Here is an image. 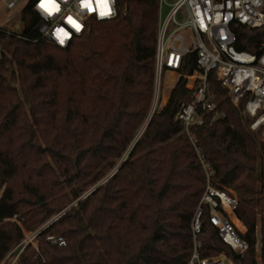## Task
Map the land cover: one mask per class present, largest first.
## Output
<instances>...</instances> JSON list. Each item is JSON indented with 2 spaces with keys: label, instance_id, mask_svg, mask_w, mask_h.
<instances>
[{
  "label": "trees",
  "instance_id": "obj_1",
  "mask_svg": "<svg viewBox=\"0 0 264 264\" xmlns=\"http://www.w3.org/2000/svg\"><path fill=\"white\" fill-rule=\"evenodd\" d=\"M116 6L110 19L89 17L90 28L64 47L40 34L31 0L19 30L0 26V264L25 231L36 243L11 264L188 263L205 175L174 113L191 97L179 78L148 116L158 0ZM235 32L236 48L260 51L264 25ZM211 85L216 108L191 130L213 182L240 197L248 246L233 251L204 216L200 251L258 264V226L264 264V139L242 102Z\"/></svg>",
  "mask_w": 264,
  "mask_h": 264
},
{
  "label": "built area",
  "instance_id": "obj_2",
  "mask_svg": "<svg viewBox=\"0 0 264 264\" xmlns=\"http://www.w3.org/2000/svg\"><path fill=\"white\" fill-rule=\"evenodd\" d=\"M19 1L0 0L6 10L15 7ZM31 1L40 19V34L62 47L90 28L89 17L105 20L117 14L116 0L112 6L114 15L105 18H98L97 11L89 13L83 9L81 0H52L58 5V11L53 13L39 9L42 2L49 0ZM92 3L95 7V0ZM70 19L81 25L80 31L68 23ZM238 24L263 26L264 0H158L153 94L148 116L167 100L160 98L164 73H176L175 82L182 78L191 98L180 103L174 118L183 124L205 175V186L190 222L192 250L187 264H232L223 253L201 254L199 234L204 216L233 251L242 252L248 246V240L242 235L247 228L236 215L240 197L233 189L213 182L214 169L200 152L191 130L192 125L203 122V110L216 108V93L211 85L214 80L234 105L242 102L250 118L249 128L264 139V42L259 52L236 48L235 26ZM58 30L69 33L63 45L56 36ZM189 56L193 62L191 70L187 67ZM255 232V250L260 258L258 226Z\"/></svg>",
  "mask_w": 264,
  "mask_h": 264
},
{
  "label": "rangeland",
  "instance_id": "obj_3",
  "mask_svg": "<svg viewBox=\"0 0 264 264\" xmlns=\"http://www.w3.org/2000/svg\"><path fill=\"white\" fill-rule=\"evenodd\" d=\"M27 1L28 0H20L15 7L9 10H6L4 8V4L0 2V25L11 30H19L22 26V21L20 19V11ZM175 77H176V73L174 72L169 71L164 73L162 78V87L160 93L161 99L163 97H164L163 99L165 98L168 99V95L175 82ZM141 131L142 129H140L138 134H140ZM35 234H36L35 231H25L24 239L18 245H16L7 255L9 264L14 262L18 253L21 251V249L27 243V241L28 242L31 241L34 244L36 243ZM256 256H257L256 259L258 264H261L260 258L258 257V255Z\"/></svg>",
  "mask_w": 264,
  "mask_h": 264
},
{
  "label": "clouds",
  "instance_id": "obj_4",
  "mask_svg": "<svg viewBox=\"0 0 264 264\" xmlns=\"http://www.w3.org/2000/svg\"><path fill=\"white\" fill-rule=\"evenodd\" d=\"M114 4L115 0H95L94 7L92 0H81V7L83 9H87L89 13L97 11L98 18H105L114 15V7H112ZM39 9H47L45 11H47L48 13H53L58 11V5L52 2V0H49V2L45 3L44 7H41L40 4ZM68 23L72 25V27L75 28L77 31H80L81 25L75 23L72 20H69ZM56 36L59 37V42L63 45L65 43V38L69 37V33L67 31L58 30L56 32Z\"/></svg>",
  "mask_w": 264,
  "mask_h": 264
},
{
  "label": "snow or ice",
  "instance_id": "obj_5",
  "mask_svg": "<svg viewBox=\"0 0 264 264\" xmlns=\"http://www.w3.org/2000/svg\"><path fill=\"white\" fill-rule=\"evenodd\" d=\"M45 6V2H42L41 3V7H44ZM45 10H47V9H45ZM71 20V19H70ZM78 27V26H77Z\"/></svg>",
  "mask_w": 264,
  "mask_h": 264
},
{
  "label": "crops",
  "instance_id": "obj_6",
  "mask_svg": "<svg viewBox=\"0 0 264 264\" xmlns=\"http://www.w3.org/2000/svg\"><path fill=\"white\" fill-rule=\"evenodd\" d=\"M174 84H175V82H174ZM174 84H173V85H174ZM172 87H173V86H172ZM258 237H259V232H258ZM259 239H260V237H259Z\"/></svg>",
  "mask_w": 264,
  "mask_h": 264
},
{
  "label": "water",
  "instance_id": "obj_7",
  "mask_svg": "<svg viewBox=\"0 0 264 264\" xmlns=\"http://www.w3.org/2000/svg\"><path fill=\"white\" fill-rule=\"evenodd\" d=\"M128 152H129V151H128ZM122 161H123V160H122ZM122 161H121V162H122ZM121 162L119 163V165H118V166H120Z\"/></svg>",
  "mask_w": 264,
  "mask_h": 264
}]
</instances>
